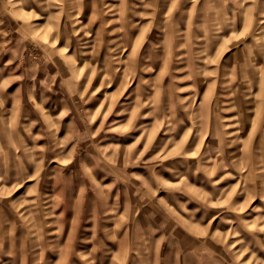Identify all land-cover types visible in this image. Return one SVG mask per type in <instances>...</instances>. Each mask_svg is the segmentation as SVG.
<instances>
[{"label": "rangeland", "instance_id": "374dc122", "mask_svg": "<svg viewBox=\"0 0 264 264\" xmlns=\"http://www.w3.org/2000/svg\"><path fill=\"white\" fill-rule=\"evenodd\" d=\"M0 264H264V0H0Z\"/></svg>", "mask_w": 264, "mask_h": 264}]
</instances>
